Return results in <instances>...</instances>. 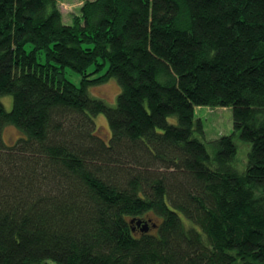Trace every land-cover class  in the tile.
Wrapping results in <instances>:
<instances>
[{
	"label": "trees",
	"instance_id": "obj_1",
	"mask_svg": "<svg viewBox=\"0 0 264 264\" xmlns=\"http://www.w3.org/2000/svg\"><path fill=\"white\" fill-rule=\"evenodd\" d=\"M78 11L65 23L56 0H0V264H264V0ZM110 78L113 106L88 93ZM201 106L231 109L212 157Z\"/></svg>",
	"mask_w": 264,
	"mask_h": 264
},
{
	"label": "rangeland",
	"instance_id": "obj_2",
	"mask_svg": "<svg viewBox=\"0 0 264 264\" xmlns=\"http://www.w3.org/2000/svg\"><path fill=\"white\" fill-rule=\"evenodd\" d=\"M58 8L61 11L63 21L71 23V16L78 13V8L81 5V0H56ZM28 50V46H26ZM65 77L74 85L79 86L80 76L69 68H65ZM118 87L114 79H108L104 84L88 88V93L95 98L102 99L107 105L113 106L116 100ZM0 102L6 111H10L12 106V97L9 95L0 96ZM194 118L201 122L202 133L195 132L197 139L205 143L208 154L212 157L215 149L211 142L222 135H230L233 131L231 109L229 107H196ZM174 118H169L173 121ZM97 127V133L102 136V139L107 142L110 137L106 120L102 114L94 117ZM2 135L7 143L14 142L20 135V132L13 126H5L2 130ZM104 137V138H103ZM107 138V139H106ZM236 144V154L232 162L233 167L237 171H244L246 168L247 154L250 150V143L240 140L237 136L234 137ZM187 223V220H183Z\"/></svg>",
	"mask_w": 264,
	"mask_h": 264
},
{
	"label": "water",
	"instance_id": "obj_3",
	"mask_svg": "<svg viewBox=\"0 0 264 264\" xmlns=\"http://www.w3.org/2000/svg\"><path fill=\"white\" fill-rule=\"evenodd\" d=\"M134 224H135V226L140 227V229H141L142 231H147V230H148V228L146 227V223H145V222L142 223V221L137 220V221L134 222Z\"/></svg>",
	"mask_w": 264,
	"mask_h": 264
}]
</instances>
